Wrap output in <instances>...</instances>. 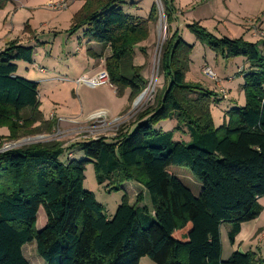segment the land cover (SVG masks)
I'll return each instance as SVG.
<instances>
[{"label":"trees","instance_id":"16d2710c","mask_svg":"<svg viewBox=\"0 0 264 264\" xmlns=\"http://www.w3.org/2000/svg\"><path fill=\"white\" fill-rule=\"evenodd\" d=\"M127 1L85 0L71 31L87 28L83 39L94 44L87 54L104 60L117 95L130 91L132 103L147 86L144 67L133 64L135 50L149 39L159 8L153 4L143 19L125 10ZM10 2L0 0V10ZM161 2L170 33L159 61L166 88L130 128L112 140L71 144L66 161H61L65 148L59 142L0 153V264H30L23 247L33 242L46 264H140L145 257L155 264H264L252 252L237 251L223 260L221 237L222 226L229 224L228 238L234 245L242 225L263 211L264 44L219 39L199 24L189 26L218 56L244 57L249 65L239 69L245 105L226 112L217 127L211 110L215 94L186 80L193 47L171 28L173 0ZM141 53L147 55L144 49ZM33 57L34 47L22 46L20 40L0 52V128L8 129L6 139L11 141L25 133L50 132L53 126L41 111L39 84L17 75V63L31 64ZM173 120L177 125L172 131L157 127ZM177 134L184 139L176 140ZM76 149L84 159H74ZM90 163L97 183L107 190L120 191L132 182L145 192L135 204L126 195L108 218L95 194L84 188ZM173 166L190 170L201 185L198 195L172 172ZM145 194L148 206L143 205ZM40 209L47 223L39 231Z\"/></svg>","mask_w":264,"mask_h":264},{"label":"rangeland","instance_id":"374dc122","mask_svg":"<svg viewBox=\"0 0 264 264\" xmlns=\"http://www.w3.org/2000/svg\"><path fill=\"white\" fill-rule=\"evenodd\" d=\"M50 1L53 0H11L4 10H0V12L4 11L0 14L1 19L5 17L2 21H6L7 26H13L14 33L20 37L31 36L27 39H34L32 42L34 62L31 64L18 62L17 75L39 84L41 111L44 118L53 123L50 132L43 131L34 135L25 133L16 141L6 139L9 131L4 127L8 131V136L0 141V153L31 145L59 142L65 148L61 161H66L68 146L81 141L116 138L123 128L131 127L138 114L155 104L156 96L161 98L164 95L166 82L160 73L159 61L162 46L170 33L161 0H128L126 2L125 10L131 11L132 16L143 19L149 17L153 4L159 8L157 22L150 24L149 39L136 48L133 59L134 66L144 67L142 77L147 82V86L141 95L145 93L153 80H155V88L146 101L136 106V101L141 95L130 103V91H127L123 97L118 96L116 89L110 88L113 87L110 80L97 88L77 84V80L82 76L92 78L106 72L101 60H94L87 54V51L94 47L93 43L83 39V33L87 28L76 32L71 31L72 19L85 0H68L66 7L62 10L50 9L48 6ZM173 6L176 14L171 28L179 32L187 45L193 47L190 71L186 75V80L199 84L215 94L213 100L216 103H213L211 110L215 125L220 127L224 123L226 112L234 107L245 105V101L242 102L244 77L240 75L239 69H248L249 65L244 57L228 59L218 56L206 43L196 39L190 32L189 26L199 24L219 39L244 38L253 44H264V0H173ZM14 11L16 14L13 20L11 16L7 18L6 13L14 14ZM161 33L164 35L162 42H160ZM36 38L39 39V44L35 42ZM19 39L16 40L19 41ZM143 49L147 51V55L141 53ZM261 49L264 50V45ZM232 86L236 87L232 98L241 105L231 106V103L224 101L231 96L230 87ZM92 114L95 115L91 117ZM176 125L177 122L173 120L162 122L157 127L168 132L172 131ZM183 136L177 134L176 140H183ZM6 148L8 149L5 150ZM73 157L75 160L85 158L84 153L77 149L74 150ZM171 169L194 195H198L201 185L192 177L188 168L173 166ZM84 188L95 194L98 203L105 208V215L108 218L115 215L126 195L129 203L135 204L137 196L145 192L140 185L132 182H126L120 191L107 190L97 183L94 166L91 163L86 166ZM259 203L263 211L256 220L257 230L254 239L249 241L250 238H243L240 241H243L244 249L251 250L252 253L261 255L264 259V198ZM143 205H150L147 195ZM46 223L45 212L40 209L37 229L42 230ZM229 229V224H224L221 228L222 258L225 261L229 260L233 251L228 238ZM23 253L30 264H46L37 254L35 242L25 245ZM140 264L155 263L145 257L141 259Z\"/></svg>","mask_w":264,"mask_h":264},{"label":"crops","instance_id":"0c3cea01","mask_svg":"<svg viewBox=\"0 0 264 264\" xmlns=\"http://www.w3.org/2000/svg\"><path fill=\"white\" fill-rule=\"evenodd\" d=\"M8 9V8H7ZM6 9V10H7ZM5 10V11H6ZM16 11H17V9H16ZM16 11H14V14H11V12H9V13H6L7 14V18H9L10 16V18H11V20H13V18H14V16H15V12ZM4 13V11H2V12H0V14H3ZM0 19H1V16H0ZM2 19H5V17H3ZM2 19H1V21H0V52L1 51H3L6 47H7V45L10 43V42H12V41H14V40H16L17 38L20 40V45H22V46H30V47H32L33 45H32V42H34L33 40L34 39H27V37H30L31 38V36H26L25 38H24V36L22 35V37H20V35H17L16 33H14L15 32V29L13 28V26H7L5 23H6V21H2ZM24 34V33H23ZM23 38V39H22ZM35 42L37 43V44H39L40 43V41H39V39L38 38H36V40H35ZM35 43V44H36ZM101 62L104 64V60H101ZM240 85V84H239ZM240 87H241V85H240ZM111 89H115L114 87H110ZM234 89H236V87L235 86H232V87H230V98H229V100L226 102V103H231V106H234V105H236V106H238V105H241V103L240 104H238V102H236L235 101V99H233L232 98V96H233V91H234ZM217 101H219V100H217ZM245 101V98L243 97L242 98V102H244ZM236 102V103H235ZM239 102H241V100H240V98H239ZM7 133H8V131H7V129H5V128H2V129H0V141L2 140V139H4V137H7L8 135H7ZM261 201V200H260ZM256 220L255 221H253V222H250V223H246V224H243L242 225V228H241V232H240V234L237 236V238H236V240H235V244L234 245H232V247H233V251H232V253H231V255L234 253V252H240V253H243V254H245V253H247V252H251V250L250 251H248V250H246V249H244L243 247H242V242L243 241H240V239H247V238H250L249 239V241L250 240H252V239H254V234H255V232H256V230H257V228H256ZM231 255H230V257H231ZM257 258H259V259H263V257L261 256V255H257Z\"/></svg>","mask_w":264,"mask_h":264},{"label":"built area","instance_id":"2783aa9c","mask_svg":"<svg viewBox=\"0 0 264 264\" xmlns=\"http://www.w3.org/2000/svg\"><path fill=\"white\" fill-rule=\"evenodd\" d=\"M67 1L68 0H53V1L49 2L48 6L52 10H62V9H64L66 7ZM41 72H44V71H41ZM108 80H109L108 73L105 72L103 75L94 76L92 78H89L88 76L87 77L86 76H82L81 78H79L77 80V84H79V85H87L90 88H97L100 85L104 84L105 81H108ZM93 115H95V114H92L91 117ZM7 149L8 148H6L5 150H7Z\"/></svg>","mask_w":264,"mask_h":264},{"label":"bare ground","instance_id":"6f19581e","mask_svg":"<svg viewBox=\"0 0 264 264\" xmlns=\"http://www.w3.org/2000/svg\"><path fill=\"white\" fill-rule=\"evenodd\" d=\"M163 36H164L163 33H161V37H160L161 41L160 42L163 41ZM154 85H155V80L152 81V83L150 84L148 89L145 91V93L138 98V100L136 101V106L140 105L141 103H143L144 101H146V99H148L150 97V95L154 91V88H155Z\"/></svg>","mask_w":264,"mask_h":264}]
</instances>
